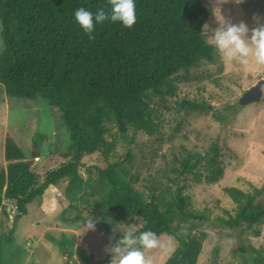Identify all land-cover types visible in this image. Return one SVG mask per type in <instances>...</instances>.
<instances>
[{
	"label": "trees",
	"instance_id": "obj_1",
	"mask_svg": "<svg viewBox=\"0 0 264 264\" xmlns=\"http://www.w3.org/2000/svg\"><path fill=\"white\" fill-rule=\"evenodd\" d=\"M135 2L137 23L131 29L120 23L98 24L95 39L89 40L75 22L74 12L84 7L95 13L98 7H109L107 0H0L5 45L0 55V84L8 97L42 99L61 111L71 139V148L62 157L72 160L50 172L38 186L34 165L41 158L39 145L34 144L28 159L15 139L10 134L5 136L7 166L0 171V211L13 226L7 234L0 235V264L3 244L13 243L21 220L29 214V205L41 200L51 187L63 183L70 206L80 200L77 194L83 192L88 181L78 168L86 157L97 154L104 158L100 177L108 186L101 210L124 219L140 217L143 231L151 230L158 237H177L179 246L165 264H197L204 235L193 239L190 232L209 219L190 211L187 198L177 195L183 227L174 226L170 213L162 211L158 201H147L127 177L126 169L110 160L107 125L117 124L123 136L130 129L152 134V97L163 98L170 90L176 91L174 76L200 61L213 62L220 54L201 34L208 20L202 0ZM193 106L210 110L207 103ZM223 150L220 142L210 156L213 174L206 179L211 183L223 176ZM193 165L192 161L187 163L184 170L191 172ZM227 192L244 203L234 217L218 218L215 228L227 229L243 243V235L264 222V185L254 194L235 187ZM6 200L16 203V214L4 203ZM82 219L77 216L73 220ZM182 229L187 231L186 236L181 234ZM254 234L260 237L262 233L256 229ZM49 240L62 252L70 253L74 247L64 235ZM240 243L232 249L233 254L252 252L264 256V247L256 249ZM76 252L84 264H110L109 255L96 260L82 246H76Z\"/></svg>",
	"mask_w": 264,
	"mask_h": 264
},
{
	"label": "rangeland",
	"instance_id": "obj_2",
	"mask_svg": "<svg viewBox=\"0 0 264 264\" xmlns=\"http://www.w3.org/2000/svg\"><path fill=\"white\" fill-rule=\"evenodd\" d=\"M202 3L208 11L206 24L210 29L218 27L216 8L218 16L220 9L226 20L244 21L250 28L255 26L256 14L264 23V0L242 3L202 0ZM204 38L210 43L207 36ZM4 50L0 22V55ZM261 79H264V66L254 60L247 65L227 62L221 56L213 62L200 61L174 76L176 91L170 90L163 98L152 97V134L134 133L130 129L123 136L117 124L107 125L106 139L112 147L110 160L126 169L127 177L147 201H158L162 211L170 213L174 226L183 227L177 195L187 198L190 211L209 219L190 232L193 239L204 235L197 264H264V256L252 252L233 254L232 249L240 243L238 237L227 229L215 228L218 218L234 217L244 203L233 199L228 188L254 194L264 185V95L257 103L240 105L245 91ZM3 88L0 84V171L7 166L4 158L7 134L15 139L28 159L37 143L41 158L35 163L34 171L41 186L50 172L72 162L62 157L71 148L69 128L61 111L46 101L11 98ZM194 103H207L210 110L195 109ZM220 142L224 145L220 152L224 173L219 181L211 183L206 179L213 174L210 156ZM191 161L194 169L186 172L184 167ZM103 164L104 158L97 154L86 157L78 168L88 185L77 194L80 200L74 206H70L65 196L63 183L51 187L41 200L29 205V214L21 220L13 243L3 244L1 264H84L77 256L76 246L102 260L108 256L105 247L110 237L115 235L118 240L122 238L120 231L129 228L136 234L142 232L144 223L140 217L124 219L101 210L108 190L107 182L100 177ZM4 203L17 213L14 201ZM77 216L94 218L96 230L84 232L83 219L73 220ZM12 226L1 214L0 235L7 234ZM256 229L261 230L260 237L255 236ZM63 235L74 244L70 253L60 251L49 240V237L61 239ZM243 239L246 246L264 247V222L245 233ZM159 240L160 247L147 254L153 257L154 264H165L180 240L168 234L161 235Z\"/></svg>",
	"mask_w": 264,
	"mask_h": 264
},
{
	"label": "clouds",
	"instance_id": "obj_3",
	"mask_svg": "<svg viewBox=\"0 0 264 264\" xmlns=\"http://www.w3.org/2000/svg\"><path fill=\"white\" fill-rule=\"evenodd\" d=\"M236 2L242 3L243 0ZM107 4L109 7H98L95 13L84 7L74 12L75 22L89 40L95 39L94 33L98 24L120 23L123 27L131 29L137 23L135 0H107ZM216 9L214 16L218 27L210 29L209 25L205 24L201 34L208 37V41L221 58L241 65H247L254 60L256 64L264 66V23L261 22V17L258 14L254 15L255 26L250 28L244 21L235 23L226 20L220 9L218 16ZM81 227L84 232L95 231L94 218L90 216L84 218ZM113 231L116 232L115 229ZM120 232L122 238L117 240L113 235L105 247V252L110 256V264H154L153 257L147 253L160 247V240L155 232L147 230L136 234L133 228ZM181 234L186 236L187 231L182 229Z\"/></svg>",
	"mask_w": 264,
	"mask_h": 264
},
{
	"label": "water",
	"instance_id": "obj_4",
	"mask_svg": "<svg viewBox=\"0 0 264 264\" xmlns=\"http://www.w3.org/2000/svg\"><path fill=\"white\" fill-rule=\"evenodd\" d=\"M264 95V79H261L256 85L245 91L240 99L241 106H247L262 100Z\"/></svg>",
	"mask_w": 264,
	"mask_h": 264
},
{
	"label": "crops",
	"instance_id": "obj_5",
	"mask_svg": "<svg viewBox=\"0 0 264 264\" xmlns=\"http://www.w3.org/2000/svg\"><path fill=\"white\" fill-rule=\"evenodd\" d=\"M2 213H1V211H0V215H1ZM3 216V215H2Z\"/></svg>",
	"mask_w": 264,
	"mask_h": 264
}]
</instances>
